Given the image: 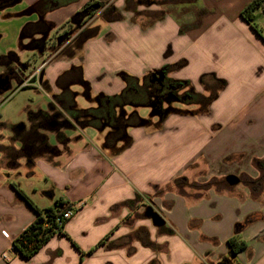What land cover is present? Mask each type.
<instances>
[{"label": "crops", "instance_id": "1", "mask_svg": "<svg viewBox=\"0 0 264 264\" xmlns=\"http://www.w3.org/2000/svg\"><path fill=\"white\" fill-rule=\"evenodd\" d=\"M42 1L44 0H34L32 6L24 11L27 16H34L37 19L23 27L20 41L27 35L35 34L39 37L48 34L42 29L44 24L49 25L54 22L60 25L66 20L67 24L92 1L113 4L120 11L126 8L127 3V0H78L49 10L52 4ZM168 1L159 0L162 3L166 2V5H153L149 8L150 11L152 7L160 8L158 12L165 10L167 14L161 20L149 28L137 30L138 36L135 38L132 30L126 26L123 33L126 39L124 45L116 46L117 48H113L111 53H106L107 55L102 52L97 53L99 59L111 55L122 57L126 59L124 63L129 64L125 66L128 71L116 73L128 75L123 80L124 85L120 82V86H116L119 93L103 95L117 96L126 89L127 78H135L140 82L151 76L153 72L180 62L174 64L177 58L172 61H157L158 54L152 50L150 40L146 43L147 37L154 36L156 30H158L156 46L159 42L168 40L173 34L186 40L187 35L193 37L187 43L199 52L196 59H201L202 63L207 65V69L204 66L197 77L191 79L190 76H184L181 71L189 65V57L183 55L180 59L186 61V64L177 69L176 77L190 81L195 92L205 97L209 96V90L219 89V81L224 82V87L219 90L206 111H202L197 105L190 112L181 108V111L185 112L171 114L163 122L158 115L155 118L151 116L144 118L149 124L127 128L123 138L111 143L108 142L111 132L109 128L99 129L91 126L82 128V133L76 140L71 141L72 137L67 134L68 132H65L67 141L57 140L58 118L52 119L46 127H40L37 114L46 113L50 115L49 117L54 114L41 110L36 112L30 107L28 121L33 124V128L39 126L41 137L39 140L43 147L39 149L34 147L37 138L32 137L30 141L24 138L26 127L23 122L11 127V135L9 134L8 137L0 135V264H105L110 258L119 259L121 262L117 264H223L226 260H230L228 240L234 235H238L247 245V249L236 256L235 261L238 264H264V197L252 199L247 192L233 195L244 196L242 201L247 200L248 207L242 216L229 217L227 225L219 227V223L211 222L212 219L220 218L219 203L211 197L231 195L209 192L207 196L194 198L168 190V186L174 180L190 173L191 165H199L213 172L221 168L224 159L230 156H240L241 160H244L245 168L250 160L264 157V41L240 17L241 11L252 0ZM24 2L25 0H20L10 7L22 5ZM81 4L80 9L75 12V6ZM40 5L41 8L38 7ZM5 8L8 6L5 5L0 10L3 11ZM172 10L176 12L172 13ZM202 10L208 12L202 14ZM122 13L123 20L109 24L137 26L131 25L129 20L125 19L124 13L131 12L122 11ZM99 15L100 13L93 20L101 19ZM195 24H200V28L187 32L181 30L183 26L189 27ZM208 25L219 26V30L210 29L203 39L200 35L193 36L196 31L199 32ZM29 26H33V32L27 33L25 30ZM142 35H146L144 41H140ZM2 37L0 35V40ZM115 37L113 39H116ZM61 38L59 37V40ZM197 39L201 40L197 42ZM91 40L83 42L84 48ZM134 40L137 42L136 46L132 45ZM20 43L22 45V42ZM195 45H198V48ZM94 47L95 51H98V47L96 45ZM13 55H15L13 50L7 55H0V75L10 67L11 63H14V60H10V56L14 59ZM142 59L149 60L148 65L143 68L136 66L135 63L139 64ZM84 63L85 57L80 66L83 67ZM81 69L83 80L91 88L89 79L91 73L88 68ZM103 71L97 69L95 72L99 75ZM47 74L52 75L51 72ZM112 75L115 74H111L107 79ZM204 76L207 78L203 86L200 81ZM11 82L12 91L0 95L6 98L0 103V107L10 100L15 92L20 91H14V81ZM32 89L38 90L37 86ZM230 90L231 92H228ZM69 91L73 92L72 88ZM227 95L229 98L233 97V102L229 103L222 117L214 119L215 124L209 126V131L208 127L196 126L192 130L185 131L183 142L179 139L173 140L156 152L146 145L135 148V135L138 131L155 135L166 131L172 119L209 116L213 104ZM58 96L60 94L53 96L49 108L56 106ZM64 100L66 105L73 104L66 98ZM77 100L78 98H74V105L79 108ZM90 103L95 105L94 102ZM151 125H154L153 130L147 131V127ZM0 126L4 125L0 122ZM88 129L93 131H90L87 137L85 130ZM33 131L37 136L38 133ZM47 135L53 136L54 142L60 143L65 150L70 151V154L53 155L45 152L47 157H37L33 165L25 163L24 159L28 160L35 153L33 150L40 151L46 147L45 150L55 149L54 144L50 143L48 147L46 141L42 140L43 137L46 140ZM221 135L231 139L227 142L230 146H223ZM241 139V144L236 145L234 141ZM185 142L186 146L183 145ZM190 144L191 146H188ZM18 152L27 154L18 158L21 162L19 166H15L14 154ZM184 154L190 155L189 158L184 162L175 163V160ZM40 167L51 168L45 173L48 179H52V182L50 180L52 191L49 193L51 204L38 201L35 192L23 188V179L38 176L37 169ZM56 168L59 170H54ZM15 187L19 188L39 210L53 208L60 199L68 203L70 208L77 209L76 215L64 227L63 234L66 236H54L30 260L22 258L14 251L12 243L34 222L36 214L18 196ZM58 189L62 192L66 191V195L57 196L55 191ZM149 208L165 221L163 227H155L152 220L146 216ZM137 215H141L142 218H137ZM238 230L240 232L236 233ZM3 233H7L8 238ZM102 242L99 248L88 254ZM151 245H163L161 252L165 256L160 257L149 251L150 247L156 249ZM113 249H119L114 257L103 256L106 250ZM4 254H8L10 259L5 260Z\"/></svg>", "mask_w": 264, "mask_h": 264}, {"label": "rangeland", "instance_id": "2", "mask_svg": "<svg viewBox=\"0 0 264 264\" xmlns=\"http://www.w3.org/2000/svg\"><path fill=\"white\" fill-rule=\"evenodd\" d=\"M15 1L17 0L1 1L2 4H4L5 2L8 3V8H5V10L3 11L0 10V35L3 36L0 40V55H7L9 51L12 50L15 53V55H13L14 59L10 56V60H14V63L10 64V68L14 73V91H20L15 92L13 96H11L10 100L5 102L0 107V122L4 125L3 127L0 126L2 127L0 128L1 136L8 137L9 134L11 135L10 128L17 126L22 122L24 123L26 130L32 129L33 124L31 125V122L28 121V109H30V107L36 112L41 110L48 111V113L51 114L58 113L62 115L63 119H69L71 122L74 123L72 118L67 114V112L62 108L60 104L56 103V106H54V108H49V103L50 101L53 102L54 95H58L63 92V90L61 89L65 85H69L70 83H72V81H76L75 79L78 78V73H75L74 77L73 74L72 76H65L63 77V79H59V77L62 76V74L68 71L71 67L80 66L82 64V61L84 60V57L85 63L83 64V67L88 68L89 72L91 73L89 76L91 85L89 91L90 96L92 98H95L100 94L112 95L119 93V89L116 86H120V82L123 83V80L128 75L116 73L128 71V69L125 68L126 65H129L128 62L124 63L126 59H123L122 57H112L111 55L107 58L105 56V58L101 57V59H99L97 58V53H111V50L116 46L124 45V40L126 39L125 37H123V33L125 32L124 29L126 26H128V29L130 28V30H132V33L134 34L133 38L137 37V30L142 29L141 25H145L146 21L149 20L145 19L144 17L139 18V14L135 15L133 13H124L126 17L125 19L129 20L131 25L137 26L133 27L127 24L123 25L122 23L109 24L103 21L102 19H98L92 20L86 26H83L80 29L79 26L76 25H74V28L71 29L70 25L66 24L67 20L63 21L60 25L53 22L49 25H43L44 27L42 29L45 30V32L48 34L44 33L45 35H41L39 37H37L35 34L27 35L22 38V41H20L21 33L23 32V27H26L29 22L36 20L37 18L34 16H27L28 14L24 12L30 6H32L31 4L34 0H25L24 4L22 5L10 7L13 3H15ZM1 3L0 8L3 7ZM136 3L137 2L134 1L133 3H130V5H135ZM81 6L82 4L79 6H75L74 11H78ZM144 9L145 8L141 7L138 10L142 14L143 10L145 15L147 16L153 13L151 16L155 17V15H157L156 13L160 8L152 7L151 12L150 9L148 12H146V9ZM33 11H35V9H33ZM174 12H176V10H172V13ZM6 16L9 18H6ZM175 16H177V14ZM176 22H178V19L176 20ZM256 22L259 24L260 29L263 30L264 35V14H257ZM92 26L99 28L97 37L92 39L87 47L84 48L83 45L80 46V48H77V40L79 42L83 40L82 36L80 35L81 32L91 28ZM32 29L33 26H29L28 28H26L25 32H33ZM210 29L219 30V26L210 27V25H208L199 30V32L196 31L193 36L200 35L202 36L201 39H203L204 36H206L205 34H208L210 32ZM66 33H68L69 35L65 37ZM157 34L158 30H156L154 36L147 37L146 40V43L148 40H150L149 42L152 46V50L156 51V53L158 54L156 58L157 61H172L176 58L177 60L174 61V64L180 61L176 65L168 66V80H173L172 78H178L175 76L177 69L186 64V61H181L182 59H180L183 55L189 57V65L185 69L181 70L184 76H190L191 79H195L197 77V74L202 71V68L204 66H206L205 68L207 69V65L202 63L201 59H196V57L199 56V52L194 50V46H191L187 43L191 41L193 37L187 35L188 39L186 40L184 37H180L177 34H173L169 37L168 40L164 41L163 43L159 42L158 46H156L155 43L157 41ZM145 36L146 35H142V39L140 41H144V39L146 38ZM59 37L62 38L59 40ZM114 37L118 39H113ZM200 40L197 39V42H199ZM20 42H22V45H25L22 46ZM34 42H37L39 45ZM133 44L136 46V40L132 42V45ZM94 45L98 47V51H95L96 48L94 47ZM195 47L198 48V45H195ZM148 63L149 60L142 59L141 61H139V64L135 63V65L143 68V66H146V64L148 65ZM97 69H99V71L103 69L104 71L103 73L97 75L95 72ZM47 72H51L52 75L49 76ZM43 74V82L45 84L40 83L39 81L40 77ZM111 74L115 75H112L110 79H107ZM202 79L203 77L201 78V80ZM177 80L181 82L190 83V81L181 80V78H178ZM200 84L204 86L205 82L203 81L202 83L200 81ZM122 85H124V83ZM34 86H37L38 90L32 89ZM72 86V91L76 94H81L83 92L82 88L78 84L73 83ZM100 86L102 87L100 88ZM205 90L207 91V89ZM228 92H231V90ZM5 99L6 98L0 97V103L3 102ZM231 101L233 102V97L229 98V95H227L226 97L224 96V98L219 101H216L212 106L211 114L206 117L193 116L190 118L172 119V121L168 124V129L166 131L159 132L155 135H149L148 133H140V131H138L135 135V148L146 145L147 147H152L153 151L156 152L159 151L160 148L169 145L173 140L179 139L183 142L184 137L186 135L185 131L192 130L196 128V126L202 128L208 127L209 131V126L215 124L214 119L217 117L220 118L224 115L225 110L228 108L229 103H231ZM77 103L80 109H88L92 107V104L81 95L78 98ZM158 106V110L160 108H164L167 110H173L175 108H178L181 110L182 108L183 110L190 112V110L197 105H181L178 103H174L172 105H167L166 107H162L159 104ZM127 110L131 112V108H128ZM137 112L139 116H141V118L147 119L150 118L152 110H150L149 108H139ZM153 126L154 125L148 126L147 131L153 130ZM81 129L82 127L76 124L74 132L67 133L70 137H72L71 141L76 140L79 135H81ZM32 130H35V132L38 133V137H34L35 139H38L37 141H35L36 144L34 147L39 149L44 146L39 140V138H41L39 136L40 134L38 131L39 126H34ZM85 131L86 136L88 137L89 132L93 130L88 129ZM221 136H223V146H230V143L227 142H229L231 139H228V137L225 135ZM241 141L242 139L240 141L236 140L234 142L236 145H238L241 144ZM50 143L55 145V149L53 151L49 150L50 148L45 150L47 147L40 151L33 150V152L35 153H33L32 157L28 160L24 159V162L28 163V165H33L35 162L34 160L37 157H47V154L45 152H50L53 155L70 154V151L65 150L60 143L54 142L53 136L47 135L46 145L49 147ZM184 144L185 146L187 145L186 142L183 143V145ZM7 145L9 147L11 146L10 144ZM188 146H191V144ZM25 154L22 152H18L16 155L14 154L15 159L13 160V163L15 166H19V163L21 161L18 158L26 156ZM164 156L168 157L169 155L164 154ZM189 156L190 155L184 154L182 157L177 158L175 160V163H181L182 161L184 162L189 158ZM262 163H264V157L262 159L254 158L248 162L247 167L245 168L244 160L242 161L240 156H230L224 159L221 168H218L216 171L214 170L213 172H210L199 165H191V167L189 168L191 170L190 173H186L185 176L179 177L178 179L174 180V182H172V184L168 186V190H173L177 194H182L194 198L207 196L209 192L231 195H215L211 197L215 198V200L219 203L218 211L220 212V218L216 220L212 219L211 222L212 224L219 223V227H225L227 225L226 223H228L229 221V217L242 216L248 207L246 204L247 200L242 201V198L244 196L237 197L233 195H238L247 192L250 198L252 199L264 197V167ZM37 170L38 176L30 178L25 177L23 179V188L26 190H31V192H35L34 195L38 201L51 204V202L49 201V193H51L52 191V179H48L45 176V173L48 170H51V168L40 167ZM54 170L59 169L56 168ZM56 172L60 173L61 171ZM230 174H234L241 178V184L239 186L234 188H230L228 186L226 182V177ZM30 184H32V187H30ZM55 194L57 196H65L66 191L62 192V190L58 189L55 191ZM137 218H142V216L137 215ZM142 231L146 233L145 230ZM151 246H154L156 249L154 250L150 247L148 248L149 251H152V253L160 257L165 256V254H162L163 252H161L164 247L163 245ZM118 252L119 249L106 250L105 253H103V256H113ZM120 262L121 261L117 258H110L108 261H106L105 264H117Z\"/></svg>", "mask_w": 264, "mask_h": 264}, {"label": "trees", "instance_id": "3", "mask_svg": "<svg viewBox=\"0 0 264 264\" xmlns=\"http://www.w3.org/2000/svg\"><path fill=\"white\" fill-rule=\"evenodd\" d=\"M77 1L78 0H44L42 2L46 4L51 3L52 7H50L49 10H54V8L66 6ZM140 1L141 3H136L135 5H130V3L128 2L126 4L124 12H131L138 15L137 9L139 6L146 8L153 5H166V2L162 3L159 2V0ZM170 1L172 0H169L168 2ZM201 12L202 14H205L208 11L202 10ZM99 13V17L106 23H114L123 20L122 11L114 7L113 4L109 5L92 1L90 3H87L82 8L81 12L77 13L70 21L67 22V24L70 25L71 29L74 28V25L79 26L80 29L88 22L92 21ZM259 13L264 14V0H252L241 11L240 17L243 22H245L249 26V28H251L264 41L263 30L260 29L259 24L256 22V15ZM166 14L167 12L165 10L157 12L155 19L150 22L148 21V25H143V28H149V26H152V24L161 20ZM138 16L144 15L140 14ZM199 27L200 24H195L189 27L183 26L181 27V30L183 32H187L188 30L198 29ZM98 30V27H91L81 32L80 35L83 38V42L96 38L98 35ZM67 35L68 34L66 33L65 36ZM76 71L80 72L81 78L79 80L85 86L89 87L88 83H86L82 78L81 67H78ZM205 78H207V76L203 77V79L201 80L202 83L203 81L205 82ZM125 82L126 89L121 94L112 97H100L97 99V107L87 110H75L74 94L69 90H66L63 93L62 97L73 103L72 105H67V107H72V120L75 122H77L76 120L83 122L84 126L86 127L91 126L99 129L102 127L109 128L111 132L110 136L108 137V142L111 143L112 141L123 138L127 128L137 127L140 126V124H149V121H145L139 116L137 112L139 108H149L150 110H152L151 117L155 118V116L158 115V117H160V121L163 122V120L171 114L182 113L185 111H181L178 108H175L173 110L160 108L158 110V104L162 107H166L167 105H172L174 103H178L181 105L194 104L198 105L202 111H206L211 102H213V100L216 98L219 90L224 87V82L219 81V89H217V91L209 90L211 94L205 97L197 94L193 88L192 89L194 90V92L188 90V88L191 87L190 83L188 82L180 81V83L182 84V88L178 91L180 95H178V93L171 88L173 80H167L164 85L152 82L151 80H149V78L144 79L143 83L139 82L135 78H127ZM128 108H131V112L127 110ZM36 116H38L40 119L39 126L43 127H46L52 119L56 118L55 115L49 117L50 115L46 113H39ZM58 128L59 130L56 128L58 130L56 139L64 142L68 140V138H66L65 136V132H74L75 125L71 121L65 120L59 123ZM42 140L46 141L44 137L42 138ZM15 188L18 196L22 200H24L36 214V219L34 220V222L29 225L17 238H15L12 243L14 251L19 253L22 258L30 260L54 236H66L65 234H63V231L65 225L69 221H65L63 216L64 213L70 209V205L60 199L55 203V206L53 208L39 210L19 188ZM102 244L103 242L89 251L88 254L93 253ZM228 248L230 260H226L223 264H232V262L234 264H238L235 261L236 256L240 252L245 251L247 249V245L244 241L240 240L238 235H234L228 240Z\"/></svg>", "mask_w": 264, "mask_h": 264}, {"label": "flooded vegetation", "instance_id": "4", "mask_svg": "<svg viewBox=\"0 0 264 264\" xmlns=\"http://www.w3.org/2000/svg\"><path fill=\"white\" fill-rule=\"evenodd\" d=\"M1 1H3V0H0V3H1ZM134 1H136L137 3H141V1L140 0H127V3L129 2V3H133ZM126 3V4H127ZM2 4V3H1ZM5 4L7 5L8 3H4V4H2L3 6H5ZM39 8H41L42 6L40 5V6H38ZM142 6H139L138 7V9L139 8H141ZM144 8V7H143ZM149 8L150 7H148V8H145L144 10L146 11V12H148L149 11ZM137 9V14H142L141 12H139V10ZM142 12H143V15L144 16H139V18L140 17H144L145 19H147V20H149V22L150 21H153L155 18L154 17H152L151 15L153 14V13H151V15H149V16H147V15H145V13H144V11L142 10ZM151 12V11H150ZM136 15V14H135ZM146 23H148V21H146ZM145 23V24H146ZM142 26V29L144 30V28H143V25H141ZM68 34V33H67ZM69 35V34H68ZM34 43H36L37 45H39L37 42H34ZM77 48H80V46H83V40H81L80 42L77 40ZM78 67H80V66H74V67H71L69 70H68V72L67 73H64L62 76H60L59 77V79L60 78H62L63 79V77H65V76H69V75H71L72 76V74H73V77H74V74L75 73H78V78L77 79H75L76 81H72V83H70L69 85H65L61 90H63V92L60 94V96H58V97H56L57 98V100H58V103L62 106V108L67 112V114L71 117V112H72V107H67V105H66V102H65V98H63L62 97V95H63V93L66 91V90H69L70 88H73V86H72V84L73 83H76V84H78L81 88H82V93L81 94H76L75 92H72L73 94H74V98H79L80 97V95L81 96H83V97H85L86 99H87V101L88 102H94L95 103V105H92V107L91 108H94V107H97V105H98V102H97V99L98 98H100V97H103L104 95L103 94H100V95H98V96H96L95 98H92L91 96H90V88L89 87H87V86H85L79 79L81 78L80 77V72H77L76 71V69H78ZM160 72H164L165 73V75H166V79L164 80V81H162V82H159V81H156V80H154L151 76H149V77H147V78H149V80H151L152 82H156V83H158V84H160V85H164V83H166L167 82V72H168V67H163L161 70H160ZM2 76L4 77V78H8L9 80H13V76H14V73H13V71H12V69L10 68V67H8L7 68V70L2 74ZM58 79V80H59ZM73 80H74V78H73ZM41 83H44L43 82V75L40 77V80H39ZM144 81V79L142 80V81H140V82H143ZM45 84V83H44ZM57 84H58V81H57ZM69 88V89H68ZM171 88L175 91V92H177L178 93V91H179V89H181L182 88V84L180 83V81H178V80H175V79H173V84H172V86H171ZM188 90H190V91H192V92H194V90L192 89V87H189L188 88ZM187 90V91H188ZM71 92V91H70ZM211 94V92L209 91V95ZM178 95H180V93H178ZM74 108H75V110H87V109H79L76 105H74ZM88 109H90V108H88ZM54 115L56 116V118H58V122H57V127H58V125H59V123H61V122H63V121H65V120H69V119H63V117H62V115H60V114H58V113H54ZM70 121V120H69ZM77 122H75L74 121V123L73 124H77V125H79V126H81L82 128H84V127H86V126H84V123L83 122H80V121H78V120H76ZM24 134H23V136H24V138L25 139H27L28 141H30L31 139H32V137H35V135L33 134V130H24Z\"/></svg>", "mask_w": 264, "mask_h": 264}, {"label": "water", "instance_id": "5", "mask_svg": "<svg viewBox=\"0 0 264 264\" xmlns=\"http://www.w3.org/2000/svg\"><path fill=\"white\" fill-rule=\"evenodd\" d=\"M20 0H18L16 3H19ZM15 3V4H16ZM151 77L159 82H162L166 79V75L164 72H153L151 74ZM12 82L8 78H4L2 75H0V95H3L7 92L12 91ZM226 182L230 188H234L241 184V178L236 175H228L226 177ZM146 216L152 220L153 225L155 227H163L165 225V221L156 213L153 211L152 208H149L146 212ZM240 230H238L236 233H239Z\"/></svg>", "mask_w": 264, "mask_h": 264}, {"label": "built area", "instance_id": "6", "mask_svg": "<svg viewBox=\"0 0 264 264\" xmlns=\"http://www.w3.org/2000/svg\"><path fill=\"white\" fill-rule=\"evenodd\" d=\"M76 211H77V209H74V208H70L69 210H67L64 213V216H63L64 220L65 221H70L76 215ZM3 235L8 238V234L7 233H3ZM3 258L5 260H9L10 259L8 254H4Z\"/></svg>", "mask_w": 264, "mask_h": 264}]
</instances>
